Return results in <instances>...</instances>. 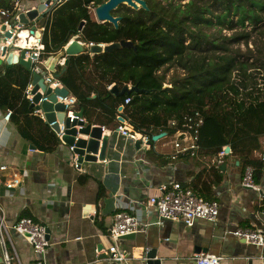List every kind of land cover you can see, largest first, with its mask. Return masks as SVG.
<instances>
[{
	"label": "trees",
	"instance_id": "obj_1",
	"mask_svg": "<svg viewBox=\"0 0 264 264\" xmlns=\"http://www.w3.org/2000/svg\"><path fill=\"white\" fill-rule=\"evenodd\" d=\"M16 1L0 0V10L14 13ZM145 1L151 11L145 12L151 16L149 21L125 14L118 29L92 17L91 9L104 3L103 0H61L43 17V59L63 50L74 37L87 46L121 41L134 44V48L119 47L95 55L85 47L81 53L69 56L60 81L77 100L74 110L83 112L85 121L102 126L114 124L115 128L121 117L134 131L148 134L150 141L156 133L175 134L186 117L198 113L204 119L200 147L215 157L223 147H229L243 171L252 168L253 179L260 184L264 160L255 156L262 151L264 136V81L258 80L260 68L232 56L207 59L197 52L204 44L224 48L211 40L205 28L220 31L247 26L253 30L264 28V0H189L183 6ZM4 20L1 17L0 23ZM248 37L249 33H244L232 41ZM175 63L190 78L204 82L197 89L185 87L183 94L178 93L176 86L164 88L157 72ZM2 64L0 110L11 111V122L35 150L55 151L60 145L57 133L33 113L25 97L33 80V69L8 65L6 61ZM112 85L120 90L137 86L146 92L117 97L109 88ZM126 98H131L129 104H125ZM120 107L123 109L119 110ZM221 180L219 176L217 182ZM262 204L264 211V199Z\"/></svg>",
	"mask_w": 264,
	"mask_h": 264
},
{
	"label": "crops",
	"instance_id": "obj_2",
	"mask_svg": "<svg viewBox=\"0 0 264 264\" xmlns=\"http://www.w3.org/2000/svg\"><path fill=\"white\" fill-rule=\"evenodd\" d=\"M31 29L29 26L21 31L17 40L20 48L33 46ZM74 39L86 47L77 37ZM2 40L3 36L0 45ZM1 56L0 53V71ZM63 62L64 59L57 62V72ZM46 76L55 77V73L48 71ZM4 115L0 110V167H7L6 171L0 170V207L5 213L7 249L12 255L17 253L20 264L35 260L30 244L11 229L22 217L32 218L50 230L47 264H144L150 250L155 251L161 264H196L194 257L198 254L220 257V264H264V248L231 233L237 228L264 231V172L259 191L245 188L240 161L226 152L227 146L223 147L226 156L209 155L200 147L194 155L180 154L173 159L177 154L174 143H188L189 137L156 133L144 145L122 137L114 124L102 126L86 121L92 127L104 128L103 136L109 137L110 147L104 161L84 162L75 168L68 144L60 141L53 152L32 150ZM158 135L161 138L154 139ZM261 143L262 151L255 156L264 160V136ZM14 174L22 178V183L8 194L5 185ZM219 176L222 180L217 182ZM176 182L206 200L218 201V220L200 219L189 227L182 221L160 220L156 211L148 214L144 203L160 195L163 184ZM117 211L132 213L150 224L134 239L118 241L119 248L129 255V260L122 263L105 256L112 245L108 234ZM100 250L104 252L98 255ZM2 255L0 243V258Z\"/></svg>",
	"mask_w": 264,
	"mask_h": 264
},
{
	"label": "built area",
	"instance_id": "obj_3",
	"mask_svg": "<svg viewBox=\"0 0 264 264\" xmlns=\"http://www.w3.org/2000/svg\"><path fill=\"white\" fill-rule=\"evenodd\" d=\"M47 1V0H46ZM45 1V4H46ZM51 1V0H50ZM61 0H57L54 3V6L60 2ZM52 1L47 7L52 6ZM20 5L19 1L15 3L14 13L10 14L5 10H0V16L5 18L4 22L0 23L1 25L6 26L5 31H0V34H3V40L0 45V53L4 50L6 46L9 50L19 49L20 51H26V57L31 58L32 60V69L33 73L43 74L46 78V83L48 86L54 90L55 88H63L64 85L55 77L46 76L47 74L44 61L42 58L43 52L45 50V46L42 43L41 38H36L34 34H32L34 38V45L30 48H20L17 40L20 37V33L23 29L27 27L19 24V13L18 7ZM37 30V29H36ZM42 33V30H38ZM8 32L10 37H6L5 33ZM72 41V40H71ZM68 43V45L71 43ZM94 44H89L86 47H91ZM102 45V44H101ZM66 48V46L64 47ZM32 55L35 56V59L32 58ZM3 61L6 60V56H1ZM33 89L32 83L27 87L25 92L26 99L30 102V105L33 103L34 95L31 94ZM58 102H61L65 105L66 110L68 111V115L73 118L78 119L79 121L86 122L84 118H80L78 116H74V113H79V111H75L74 107L77 105V100L75 97L71 96L70 93L66 97H58ZM47 100V98L43 94V98L39 101L38 104L32 109L33 113L39 116L44 121L46 120L45 114L41 109H36V106H41L42 102ZM131 102V98L125 99V104H129ZM11 111H7L4 115V120L6 122H10ZM119 117V125L117 126L118 133L133 142H140L141 144L148 145L150 142V136L148 134L139 133L134 131V129H130L126 123L120 120ZM174 124V123H172ZM204 125V119L199 118V114L196 113L194 116L186 117L184 119V123L182 128L178 130L175 134H179L181 138L189 137V142L184 143L182 140H177L174 143V146L177 150V154L173 156V159L177 158L180 154H189L194 155L200 149L199 145V137L201 128ZM52 127V124H50ZM60 131L57 133L58 138L61 142L63 138L66 136V128L64 124H60ZM77 130L80 127H76ZM79 136V135H78ZM76 137L75 142L79 139ZM65 143V142H64ZM70 150L73 153L74 146H70ZM73 166L75 168L79 167V163L77 162V156L73 153ZM225 151L223 150L220 153V156H224ZM1 171H6L7 167H0ZM22 178L18 174H14L12 179L6 183V190L8 194L11 190L18 188L21 186ZM242 185L245 188H249L252 190L259 191L258 184L255 183L253 179V169L248 167L245 169L243 174ZM160 195L151 196L145 203L144 208L145 211L150 214L153 211L158 213V216L161 219L172 220V221H182L187 226L192 227L197 220H206L209 222H215L219 218L220 213V204L215 200H205L200 197L190 188H184L182 184L176 182L172 184H163L160 189ZM149 223H143L141 220L134 214L126 212V211H117L113 216L112 226L109 230L108 237L112 240V245L109 247V251L105 252L107 257L117 263H122L129 260V255L125 250H121L118 245V241H120L123 237L129 236L132 234L143 233L149 227ZM12 231H14L17 235L22 236L26 239V241L32 247L35 260L31 264H47L45 259V254L48 246L50 245L49 239L47 238V227L40 223L35 222L32 218L22 217L20 218L12 227ZM4 231H7V226L5 223V213L3 208L0 207V243L3 249V255L1 256L0 264H20L19 257L17 253L12 255L6 246ZM232 235L237 237L238 239H243L246 242L264 248V231L260 229H251V228H237L231 232ZM103 250L97 251V254L100 255ZM196 264H220L221 258L211 255V254H198L194 257Z\"/></svg>",
	"mask_w": 264,
	"mask_h": 264
},
{
	"label": "water",
	"instance_id": "obj_4",
	"mask_svg": "<svg viewBox=\"0 0 264 264\" xmlns=\"http://www.w3.org/2000/svg\"><path fill=\"white\" fill-rule=\"evenodd\" d=\"M20 2L19 8L20 13L19 17V24L24 25L26 27L31 26V34H34L36 38H41L42 33L37 29L34 23L38 22L39 19L43 18L47 15L52 8L54 7V3L52 6L47 7L51 3L50 0L42 3L39 1V4H31L33 2L26 1L22 2L23 0H17ZM31 2V3H30ZM120 5H127L134 9H139L138 5L145 10H148L147 3L144 0H107L105 3L99 5L95 8L94 13L96 17V21L99 23H108L113 25L115 29L119 28V23L121 22L122 18L114 17L112 12L117 9ZM83 27V23L80 24L79 29L81 30ZM6 30V26H1V32ZM6 37H10L8 32L5 33ZM1 38V34H0ZM123 47V48H134V44L131 41H121L119 44H111L107 48H103V45H93L90 47V53L92 55L100 54L103 52H112L114 49ZM15 50V49H13ZM84 50L83 46H80L79 41L76 39L72 40L66 48L63 50L50 55L44 61V66L46 69V74L48 71L55 73V78L60 79L62 75L67 70L69 64V56L77 55ZM2 56H6V62L8 65L13 64H20L27 68H32V60L31 58L26 57V51L22 50L19 52H12L7 48L4 47L2 52ZM32 58L35 59V56L32 55ZM61 59H64L63 67H61L60 71L57 72L56 65L57 62ZM33 89L31 94L34 95L33 103L30 106V109H33L36 104L44 96L47 100L43 101L41 106H36V109H41L42 112L45 114L46 122L48 124H52V129L58 133L60 131V124H64L66 128V136L63 138V141L68 144L69 146H74L73 153L77 156V162L79 165L82 163H96L97 161H104L106 159V153L109 145V137L103 136L104 128L101 126L92 127L87 122L79 121L72 116L67 115L68 111L63 103L58 102V97H66L69 94V91L63 88H55L52 90L50 86L46 83V78L43 74L33 73V80H32ZM111 92L117 96L121 97L125 94L136 93L142 94L145 93L146 90L139 89L137 86H130L124 87L122 90L117 88L116 86L111 87ZM123 107H120L119 110H122ZM74 116H78L83 118V112L74 113ZM121 121L124 120L121 118ZM80 127L78 130L76 127ZM78 135L85 136L87 139L79 138L76 142L75 139ZM162 135L156 136L154 139L161 138ZM33 150L34 148L31 147ZM226 152H230V148L226 147ZM47 238L49 239L50 230L47 229ZM136 234H132L129 236H125L122 239H134ZM107 257V255H105ZM1 261V258H0ZM144 264H161L159 260H156V255L154 250H150L146 253Z\"/></svg>",
	"mask_w": 264,
	"mask_h": 264
},
{
	"label": "rangeland",
	"instance_id": "obj_5",
	"mask_svg": "<svg viewBox=\"0 0 264 264\" xmlns=\"http://www.w3.org/2000/svg\"><path fill=\"white\" fill-rule=\"evenodd\" d=\"M28 2V0H23L22 2ZM46 0H42L45 3ZM52 3H56L57 0H51ZM159 3L161 1L162 5L167 4V2H172L174 5H185L189 0H157ZM39 4V3H38ZM36 5V4H35ZM50 7V6H49ZM125 9H129L127 6ZM95 8L91 9L92 17L96 20ZM18 11L20 8L18 7ZM44 18L39 19L37 26L42 29L44 24ZM2 26V25H1ZM204 31L211 35V40L217 43H221L224 47L221 49H215L212 44L203 45L202 50L197 52V55H202L207 59L213 57L221 56H232L238 58L240 61H249L250 64L259 66L260 75L258 80L262 79L264 81V28H259L253 30L251 26H247L245 29L241 27H236L234 30H221L219 28H205ZM249 33L247 39L241 38L240 40L234 42L233 37L240 36L241 34ZM3 34L1 35V37ZM251 72V71H250ZM157 75L163 80L164 88H177L179 94H183L186 88H199L202 82L200 80H195L190 78L189 73L183 70L179 63L172 65H166L161 68ZM262 81V82H263ZM261 82V80L259 81Z\"/></svg>",
	"mask_w": 264,
	"mask_h": 264
},
{
	"label": "flooded vegetation",
	"instance_id": "obj_6",
	"mask_svg": "<svg viewBox=\"0 0 264 264\" xmlns=\"http://www.w3.org/2000/svg\"><path fill=\"white\" fill-rule=\"evenodd\" d=\"M104 3L107 1V0H103ZM145 1V0H144ZM146 2V1H145ZM147 3V2H146ZM103 4V3H102ZM127 6V5H120L117 9H115L112 14L114 17H120L122 18L121 22L119 23V25L122 23L123 19H124V15L125 14H128L130 15L132 18H135V19H138V18H142L143 21H149L150 17L151 16H148L145 14L148 13V14H151V11L148 7V10H145L141 7V5H138L139 6V9H134L132 7H129L127 6L129 9H125L124 7ZM148 6V5H147ZM111 25V24H110ZM113 26V25H112Z\"/></svg>",
	"mask_w": 264,
	"mask_h": 264
},
{
	"label": "bare ground",
	"instance_id": "obj_7",
	"mask_svg": "<svg viewBox=\"0 0 264 264\" xmlns=\"http://www.w3.org/2000/svg\"><path fill=\"white\" fill-rule=\"evenodd\" d=\"M27 33V32H26ZM28 34V33H27ZM28 37V36H27ZM31 39H33V38H31ZM30 39V40H31ZM35 42V41H34ZM19 45V44H18ZM32 45H34V43L32 44ZM111 45V44H110ZM110 45H103V48L105 49V48H107V47H109ZM20 46V45H19ZM22 47V46H21ZM30 47H32V46H30ZM30 47H28V48H30ZM25 48V47H24Z\"/></svg>",
	"mask_w": 264,
	"mask_h": 264
}]
</instances>
